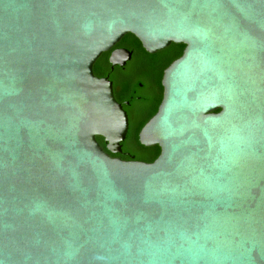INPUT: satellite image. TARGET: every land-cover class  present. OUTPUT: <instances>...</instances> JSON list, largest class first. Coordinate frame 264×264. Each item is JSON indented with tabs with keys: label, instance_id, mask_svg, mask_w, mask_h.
<instances>
[{
	"label": "water",
	"instance_id": "95a60500",
	"mask_svg": "<svg viewBox=\"0 0 264 264\" xmlns=\"http://www.w3.org/2000/svg\"><path fill=\"white\" fill-rule=\"evenodd\" d=\"M128 34L186 46L152 164L97 140L128 135L94 74ZM0 264H264V0H0Z\"/></svg>",
	"mask_w": 264,
	"mask_h": 264
},
{
	"label": "trees",
	"instance_id": "16d2710c",
	"mask_svg": "<svg viewBox=\"0 0 264 264\" xmlns=\"http://www.w3.org/2000/svg\"><path fill=\"white\" fill-rule=\"evenodd\" d=\"M118 47L132 54V61L126 70V78L115 84V87L120 88L119 92H116L115 89L116 100L129 116V131L122 144L121 154L110 153L102 137H98L97 140L105 152L113 158L127 162L152 164L160 157L161 148L142 145L140 133L145 125L157 115L163 102L164 87L162 82L165 71L184 55L186 46L173 43L167 49L150 54L136 36L128 34ZM109 59L110 53L103 54L99 58L94 66L96 77H106L111 73L112 66ZM131 71L132 73H130Z\"/></svg>",
	"mask_w": 264,
	"mask_h": 264
},
{
	"label": "flooded vegetation",
	"instance_id": "af4514ba",
	"mask_svg": "<svg viewBox=\"0 0 264 264\" xmlns=\"http://www.w3.org/2000/svg\"><path fill=\"white\" fill-rule=\"evenodd\" d=\"M124 39V38H123ZM122 42V41H121ZM120 42V43H121ZM120 43L115 47V48H113L112 49V51H110V52H108V54L110 53V58H111V55H112V53L114 52V51H116V50H123V51H125L124 49H122V48H120V47H118L119 45H120ZM106 54V53H105ZM132 61V60H131ZM130 61V62H131ZM109 62H110V59H109ZM130 62H128L124 67H120V66H114L111 62H110V64H111V73L108 75V76H106V77H102V79H107L108 81H110V82H112L113 83V86H114V91H115V89H116V92H119L120 91V88L119 87H115V84H117V83H119V82H121L124 78H126L125 76H126V70H127V67H128V64L130 63ZM130 73H132V71L130 72ZM130 76V75H129ZM128 76V77H129ZM115 98H116V96H115ZM128 108H131V107H129L128 106ZM125 110V109H124ZM126 111V110H125ZM127 112V111H126ZM128 114V113H127ZM121 154V153H120Z\"/></svg>",
	"mask_w": 264,
	"mask_h": 264
}]
</instances>
